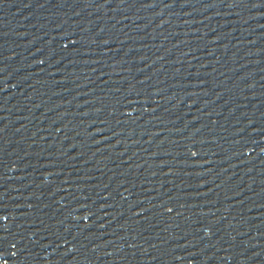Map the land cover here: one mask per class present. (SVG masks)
Returning <instances> with one entry per match:
<instances>
[{
    "label": "water",
    "instance_id": "95a60500",
    "mask_svg": "<svg viewBox=\"0 0 264 264\" xmlns=\"http://www.w3.org/2000/svg\"><path fill=\"white\" fill-rule=\"evenodd\" d=\"M64 264H264V0H92Z\"/></svg>",
    "mask_w": 264,
    "mask_h": 264
},
{
    "label": "snow or ice",
    "instance_id": "6c2138e0",
    "mask_svg": "<svg viewBox=\"0 0 264 264\" xmlns=\"http://www.w3.org/2000/svg\"><path fill=\"white\" fill-rule=\"evenodd\" d=\"M41 63H43V61H41ZM85 218H87V217H85ZM4 219H5V220H7V219H8V217H4ZM3 244H4V241H3V239H2V238H0V249H2V248H3ZM13 247H15V245H13Z\"/></svg>",
    "mask_w": 264,
    "mask_h": 264
}]
</instances>
